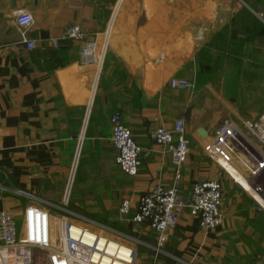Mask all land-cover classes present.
<instances>
[{
	"label": "crops",
	"instance_id": "obj_1",
	"mask_svg": "<svg viewBox=\"0 0 264 264\" xmlns=\"http://www.w3.org/2000/svg\"><path fill=\"white\" fill-rule=\"evenodd\" d=\"M22 12L32 26H18ZM74 25L96 40L102 66L79 63L81 43L51 48ZM174 78L194 82L196 91L171 90ZM115 114L142 149L136 177L116 163ZM263 114L264 0H0V185L33 195L55 217L66 209L84 218L131 249L133 264H264V213L204 151L222 123ZM178 120L191 142L179 192L189 201L195 183L220 182L225 223L208 231L185 211L156 254L155 232L131 219L143 195L175 180L153 133ZM124 200L132 204L128 219L119 215ZM31 204L0 191V211L19 224ZM97 222L117 224V237Z\"/></svg>",
	"mask_w": 264,
	"mask_h": 264
},
{
	"label": "built area",
	"instance_id": "obj_2",
	"mask_svg": "<svg viewBox=\"0 0 264 264\" xmlns=\"http://www.w3.org/2000/svg\"><path fill=\"white\" fill-rule=\"evenodd\" d=\"M16 21L23 29L33 24L31 15L24 12L17 15ZM111 29L112 26L107 31V37ZM67 42L81 43L80 64L102 66L103 60L98 55L96 40L88 39L81 26L68 27L62 38L50 41V46L59 51ZM28 49H35V44L28 43ZM106 49L107 44L104 52ZM169 87L190 94L196 91L195 83L185 79H171ZM110 122L116 163L125 175L136 177L142 166V149L123 124L120 114L113 115ZM153 136L170 156L176 169L175 180L170 187L157 185L143 195L131 220L139 226L148 225L155 232L154 251L163 254L171 232L179 225L185 211L198 220L202 229L214 231L223 227V189L218 181L199 182L193 185L189 201L181 196L180 169L186 163L191 149L184 120L176 121L172 130L164 127L156 129ZM204 151L209 159L229 168L234 183L249 195L258 213H264V114L256 121H246L240 125L222 123ZM73 176L69 189L73 184ZM0 191L24 196L32 202L25 208L21 224L10 212L0 211V264H133L131 249H123L117 241L85 226L90 222L87 223L84 218L66 209L63 210L65 215L55 217L35 204L39 200L33 195L2 185ZM67 202L68 196L65 198ZM131 208V201L124 200L119 208L120 217L128 219ZM111 246L115 247L113 253L108 251ZM122 251L127 254L126 259L121 256Z\"/></svg>",
	"mask_w": 264,
	"mask_h": 264
},
{
	"label": "rangeland",
	"instance_id": "obj_3",
	"mask_svg": "<svg viewBox=\"0 0 264 264\" xmlns=\"http://www.w3.org/2000/svg\"><path fill=\"white\" fill-rule=\"evenodd\" d=\"M97 223L102 224L104 227H106L108 229V231L103 229L105 235H107L113 239H115L117 237V235H115V233L113 232V229H118V228H114V226H117V224L114 225V223H107V222H104V223L103 222H97Z\"/></svg>",
	"mask_w": 264,
	"mask_h": 264
},
{
	"label": "water",
	"instance_id": "obj_4",
	"mask_svg": "<svg viewBox=\"0 0 264 264\" xmlns=\"http://www.w3.org/2000/svg\"><path fill=\"white\" fill-rule=\"evenodd\" d=\"M191 110H189L185 116L187 123H190ZM199 135L204 136V130H199Z\"/></svg>",
	"mask_w": 264,
	"mask_h": 264
}]
</instances>
